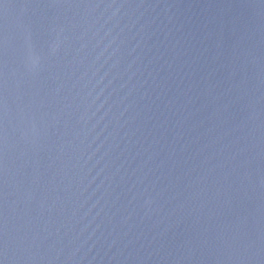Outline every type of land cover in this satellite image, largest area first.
<instances>
[{
    "label": "water",
    "instance_id": "water-1",
    "mask_svg": "<svg viewBox=\"0 0 264 264\" xmlns=\"http://www.w3.org/2000/svg\"><path fill=\"white\" fill-rule=\"evenodd\" d=\"M0 264H264V0H0Z\"/></svg>",
    "mask_w": 264,
    "mask_h": 264
}]
</instances>
